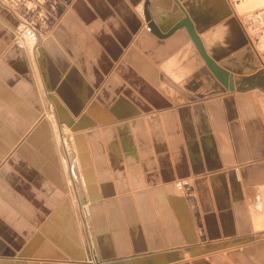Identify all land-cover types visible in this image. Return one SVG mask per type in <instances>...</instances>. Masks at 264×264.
Here are the masks:
<instances>
[{"label": "crops", "instance_id": "0c3cea01", "mask_svg": "<svg viewBox=\"0 0 264 264\" xmlns=\"http://www.w3.org/2000/svg\"><path fill=\"white\" fill-rule=\"evenodd\" d=\"M123 263L264 264V0H0V264Z\"/></svg>", "mask_w": 264, "mask_h": 264}, {"label": "bare ground", "instance_id": "6f19581e", "mask_svg": "<svg viewBox=\"0 0 264 264\" xmlns=\"http://www.w3.org/2000/svg\"><path fill=\"white\" fill-rule=\"evenodd\" d=\"M141 11H142V5H140V7H138ZM20 22V24H21V27H22V31H21V33H19V40L20 41H22V42H24V43H26V44H32V42L34 41V40H38V35H37V33H36V31H35V29L32 27V25H30L28 22H25V21H23V20H20L19 21ZM184 25V24H183ZM185 26V25H184ZM147 27H148V30L150 29V26L149 25H146V29H147ZM190 35H192L191 34V32L193 33V34H195V32L193 31V29H192V27H191V25H190ZM189 28H187V29H189ZM29 33H32L33 35L32 36H29ZM25 34V36L23 37V35ZM23 37V38H22ZM198 39V38H197ZM194 40V39H193ZM195 41V40H194ZM199 41V40H198ZM37 43V42H36ZM36 45V44H35ZM35 45H34V47H35ZM201 45V44H200ZM34 47H33V49H34ZM201 49H202V52H203V57H204V59H205V61H207L206 60V55L204 54V50H203V47L201 46ZM32 51H34V50H32ZM201 52V51H200ZM50 116H51V114H50ZM52 117V116H51ZM54 118V117H53ZM55 123V122H54ZM59 130V129H58ZM68 132V131H67ZM56 133V132H55ZM57 134V133H56ZM67 134V133H66ZM65 135V134H64ZM57 136V135H56ZM58 137V136H57ZM63 137V136H62ZM67 138H70V135L69 136H67ZM67 140V139H66ZM71 139H69V141H70ZM178 180H180L179 181V183H178ZM178 180H176L175 181V187L178 189V190H182L183 189V187H184V185H186V183L188 182V180L187 179H185V178H183V179H178ZM178 183V184H177Z\"/></svg>", "mask_w": 264, "mask_h": 264}, {"label": "built area", "instance_id": "2783aa9c", "mask_svg": "<svg viewBox=\"0 0 264 264\" xmlns=\"http://www.w3.org/2000/svg\"><path fill=\"white\" fill-rule=\"evenodd\" d=\"M147 29H148V27H147ZM21 31H22L21 24H20V22H17V23L15 24V26H14L15 45H16L17 47H25V48H27V49L29 50V52H32L33 47H34V45L36 44L37 40H34V41L32 42V44H26V43L20 41V40H19V33H21ZM32 35H33L32 33H29V36H32ZM24 36H25V34L23 35V37H24ZM23 37H22V38H23ZM179 181H180V180H178V183H179ZM178 183H177V184H178Z\"/></svg>", "mask_w": 264, "mask_h": 264}, {"label": "rangeland", "instance_id": "374dc122", "mask_svg": "<svg viewBox=\"0 0 264 264\" xmlns=\"http://www.w3.org/2000/svg\"><path fill=\"white\" fill-rule=\"evenodd\" d=\"M26 50L29 52V50L26 48ZM63 133V132H62ZM64 134V133H63ZM71 141V140H70ZM63 143H64V139H63ZM195 251V248H187L186 250L183 251V253L181 254V260H184V261H190V260H194L195 258H199L201 257L202 255L203 256H207L208 255V251H203L202 253H199V252H194ZM201 252V251H200ZM129 263V261H128ZM125 264V263H123Z\"/></svg>", "mask_w": 264, "mask_h": 264}, {"label": "water", "instance_id": "95a60500", "mask_svg": "<svg viewBox=\"0 0 264 264\" xmlns=\"http://www.w3.org/2000/svg\"><path fill=\"white\" fill-rule=\"evenodd\" d=\"M191 36H192V38L195 40V42H196V44H197V46H198V48H199V50L201 51V53L203 54V52H202V49H201V45H200V42L198 41V39H197V37L195 36V34H193L192 32H191ZM206 62H207V64H208V66H209V68L212 70V72L218 77V78H222L221 77V73L218 71V69L211 63V61L209 60V58H207L206 57Z\"/></svg>", "mask_w": 264, "mask_h": 264}]
</instances>
